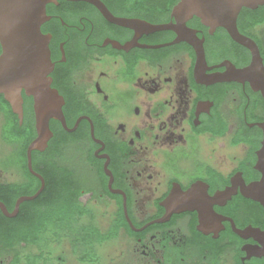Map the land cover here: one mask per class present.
<instances>
[{
  "label": "flooded vegetation",
  "instance_id": "1",
  "mask_svg": "<svg viewBox=\"0 0 264 264\" xmlns=\"http://www.w3.org/2000/svg\"><path fill=\"white\" fill-rule=\"evenodd\" d=\"M101 1L115 19L177 24L179 0ZM261 8L244 7L237 26L264 63ZM187 26L203 40L204 82L194 46L175 42V29L122 25L85 0L46 4L41 30L65 124L51 119L33 170L27 152L20 166L0 167V185L26 191L12 207L0 199L8 213L36 195L15 216L0 206L14 234H31L0 241V264H264V206L245 194L264 181V95L245 77L211 81L251 66L253 52L224 27L212 31L196 16ZM23 97V121L35 125L34 98ZM185 200L191 208L181 210ZM36 216L42 225L29 230Z\"/></svg>",
  "mask_w": 264,
  "mask_h": 264
},
{
  "label": "water",
  "instance_id": "2",
  "mask_svg": "<svg viewBox=\"0 0 264 264\" xmlns=\"http://www.w3.org/2000/svg\"><path fill=\"white\" fill-rule=\"evenodd\" d=\"M55 0H0V95L9 102L20 124L24 117L23 92L34 98L36 138L27 149L29 167L32 169V151L44 150L53 132L50 127L52 118L65 124L62 105L63 97L52 87L50 73L53 69L49 48V37L41 30L46 19V4ZM96 5L105 17L122 25L139 24L150 31L172 28L178 32L175 42L188 41L196 50V77L204 82L207 67L203 40L194 30L187 26V21L194 16L211 30L226 28L232 38L249 47L253 52V62L247 68L232 66L226 73L211 76V81L240 80L252 81L255 89L264 95V63L258 45L251 38L243 35L237 26L238 16L244 7L256 9L264 5V0H179L174 7L173 15L177 19L174 26L155 25L146 21L115 19L105 3L101 0H85ZM264 129V122L260 124ZM187 194H183L187 199ZM264 206V181L248 186L245 193ZM34 196H22L18 199L15 211L8 213L3 202L0 206L8 216H15L21 202L34 199ZM185 200L181 210L190 209ZM250 232L255 229L249 228Z\"/></svg>",
  "mask_w": 264,
  "mask_h": 264
},
{
  "label": "trees",
  "instance_id": "3",
  "mask_svg": "<svg viewBox=\"0 0 264 264\" xmlns=\"http://www.w3.org/2000/svg\"><path fill=\"white\" fill-rule=\"evenodd\" d=\"M263 8V7H262ZM260 9L257 14V19L254 21L255 23H261L264 22V9ZM0 110H6L8 115H11L14 118V127H13V133L23 138V145L21 149V154L23 155V158L26 159V152H27V146L30 142V140L36 135L35 131V125H34V119L30 116H27L23 124H20L18 116L13 113V111L10 108V104L8 101L5 100L4 96H0ZM23 192H26L23 190V187L17 184H6V185H0V199L6 201L11 207L13 206L15 199L17 196L22 194ZM31 192V191H28ZM38 217L36 216L35 219H33V229H29L32 231H37V228H40L42 223H39ZM40 218V217H39ZM4 219V220H3ZM0 223H2L5 227L4 236H0V241L6 242L8 245L12 244L14 241L19 240H29V236L31 235L29 231L26 232V230L21 229L18 233L14 234L13 230V221L12 219L6 218L2 215V220H0ZM39 223V224H38Z\"/></svg>",
  "mask_w": 264,
  "mask_h": 264
},
{
  "label": "rangeland",
  "instance_id": "4",
  "mask_svg": "<svg viewBox=\"0 0 264 264\" xmlns=\"http://www.w3.org/2000/svg\"><path fill=\"white\" fill-rule=\"evenodd\" d=\"M5 115L6 120L3 122V116L0 114V167L8 168L13 161L17 162V166H20L23 138L13 133L14 118L8 115L6 110ZM3 177L5 180L12 181L15 174L12 173V170H4Z\"/></svg>",
  "mask_w": 264,
  "mask_h": 264
}]
</instances>
